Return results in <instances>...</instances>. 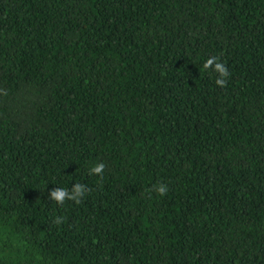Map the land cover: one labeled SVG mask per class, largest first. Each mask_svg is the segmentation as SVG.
<instances>
[{"label": "trees", "instance_id": "trees-1", "mask_svg": "<svg viewBox=\"0 0 264 264\" xmlns=\"http://www.w3.org/2000/svg\"><path fill=\"white\" fill-rule=\"evenodd\" d=\"M0 91V264H264V0H0Z\"/></svg>", "mask_w": 264, "mask_h": 264}, {"label": "clouds", "instance_id": "clouds-1", "mask_svg": "<svg viewBox=\"0 0 264 264\" xmlns=\"http://www.w3.org/2000/svg\"><path fill=\"white\" fill-rule=\"evenodd\" d=\"M215 60H216V58H209V59L205 62V68L209 67V66H210ZM216 67H217V70H218V71H221V72L223 73V71H224V66H223V65L217 63ZM216 84H217L218 86H220V87H224V86H225L224 83H223L221 80H216ZM0 94L7 95V92H6V91H0ZM102 172H103V165H101V166H99V167L93 169V173H95V174H97V175L102 174ZM76 191L79 192V191H80V188L77 187ZM156 191H157L160 195H164V194L167 193V186H166V185H165V186H160V187L157 188ZM52 198H53V200L56 201L58 204H62V203L65 201V193H64V191H62V190H60V191H54V192L52 193ZM72 199H74V198H72ZM77 203H78V201H77ZM58 222H59V221H57V223H58Z\"/></svg>", "mask_w": 264, "mask_h": 264}]
</instances>
